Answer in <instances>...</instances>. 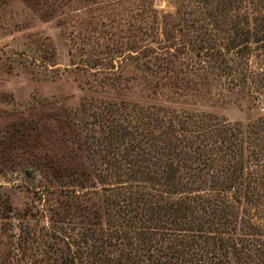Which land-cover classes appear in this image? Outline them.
<instances>
[{"label":"rangeland","instance_id":"374dc122","mask_svg":"<svg viewBox=\"0 0 264 264\" xmlns=\"http://www.w3.org/2000/svg\"><path fill=\"white\" fill-rule=\"evenodd\" d=\"M263 2L239 12L260 16ZM223 3L0 0V264H55L50 228L72 251L94 211L104 223L109 180L83 144L85 99L210 114L243 131L264 115V33L230 48L232 24H245L229 19L235 10L224 18ZM25 231L39 242L23 250Z\"/></svg>","mask_w":264,"mask_h":264},{"label":"trees","instance_id":"16d2710c","mask_svg":"<svg viewBox=\"0 0 264 264\" xmlns=\"http://www.w3.org/2000/svg\"><path fill=\"white\" fill-rule=\"evenodd\" d=\"M248 1L221 0L224 18L235 10L229 19L245 24H232L239 42L230 48L238 52L249 47V33H264V10L240 14V3L257 7ZM85 100L83 144L87 153L94 147L88 156L109 180L105 221L94 211L92 225L68 242L72 251L50 228L47 257L55 264H264V115L243 131L205 113ZM23 236V250L39 242L35 232Z\"/></svg>","mask_w":264,"mask_h":264}]
</instances>
